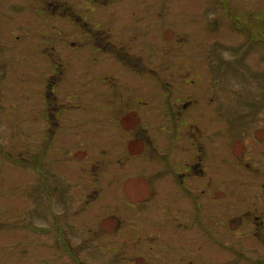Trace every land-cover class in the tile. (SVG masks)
<instances>
[{"label":"flooded vegetation","instance_id":"af4514ba","mask_svg":"<svg viewBox=\"0 0 264 264\" xmlns=\"http://www.w3.org/2000/svg\"><path fill=\"white\" fill-rule=\"evenodd\" d=\"M176 1L0 0V264H264V0Z\"/></svg>","mask_w":264,"mask_h":264},{"label":"rangeland","instance_id":"374dc122","mask_svg":"<svg viewBox=\"0 0 264 264\" xmlns=\"http://www.w3.org/2000/svg\"><path fill=\"white\" fill-rule=\"evenodd\" d=\"M170 1H171L170 3H172V0ZM181 1L182 0H177L176 2L180 3ZM250 1L251 0H230V6L232 7V10L235 12L236 15H244L248 12ZM162 4H156L155 10L157 13L166 14L168 12H183L185 10L183 5H186V11L190 12L191 9H193L192 11H195L193 7V0H183L182 6L181 4L179 5L175 4L173 9L170 8V5L167 6L165 4L163 5ZM236 23L237 24L235 25L236 26L235 32L228 29L227 26L224 27L225 33H226L223 36L226 40V41L224 40V42H227L229 44L238 45V48L234 52L236 57H238L239 59L240 56L242 57L245 56V58H241L239 60L237 59V61L235 62V67H234L235 72L233 76L236 78V80H234V82H231V85L230 84L227 85V87L234 86L237 98L243 99L246 97L247 99L248 94L254 95V93H257V92H261L264 98V59H260V60L258 59V57L261 55V53H259L260 49L256 50V48L252 46L253 45L252 40H251L252 44H249L247 41L243 42L242 41L243 39H241L239 36L240 34H243L245 32L244 29L249 24L245 23L244 21H242V24L238 21H236ZM227 30H230V31L226 32ZM5 53L7 54V57H5ZM0 58L2 61L6 60L11 65L14 62L20 61L19 53L14 54L12 52V54L9 55L7 53V49L6 50L3 49L0 52ZM246 60L251 62V65L248 64ZM257 60H258V63L256 62ZM16 69L17 70L19 69L18 65L16 66ZM246 71H248L250 75H248ZM226 75H229V74H226ZM3 98H0V99H3ZM13 99L15 98L10 99L9 101L7 99L6 101L7 103H9V105H13L12 103ZM0 138H1V133H0ZM2 141H3V138H2ZM0 142H1V139H0ZM2 157L3 155L0 154V159H2Z\"/></svg>","mask_w":264,"mask_h":264}]
</instances>
